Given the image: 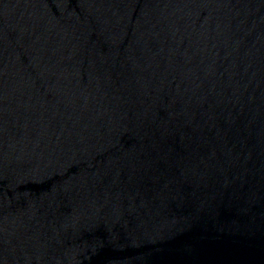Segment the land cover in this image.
<instances>
[{
  "label": "water",
  "instance_id": "95a60500",
  "mask_svg": "<svg viewBox=\"0 0 264 264\" xmlns=\"http://www.w3.org/2000/svg\"><path fill=\"white\" fill-rule=\"evenodd\" d=\"M0 264H264V0H0Z\"/></svg>",
  "mask_w": 264,
  "mask_h": 264
}]
</instances>
